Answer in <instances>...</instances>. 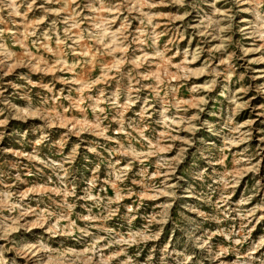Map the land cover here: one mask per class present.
Returning a JSON list of instances; mask_svg holds the SVG:
<instances>
[{"label":"rangeland","instance_id":"1","mask_svg":"<svg viewBox=\"0 0 264 264\" xmlns=\"http://www.w3.org/2000/svg\"><path fill=\"white\" fill-rule=\"evenodd\" d=\"M0 264H264V0H0Z\"/></svg>","mask_w":264,"mask_h":264}]
</instances>
